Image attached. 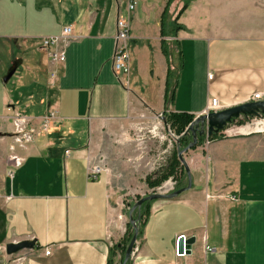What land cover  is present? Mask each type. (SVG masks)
<instances>
[{"label": "crops", "instance_id": "1", "mask_svg": "<svg viewBox=\"0 0 264 264\" xmlns=\"http://www.w3.org/2000/svg\"><path fill=\"white\" fill-rule=\"evenodd\" d=\"M261 2L139 0L129 18L124 85L110 60L125 0H0V264H108L129 223L118 201L163 183L148 189L147 175V189L118 196L123 189L114 186L123 180L112 164L88 176L93 158L109 154L111 138L130 121L165 113L194 119L210 98L223 110L264 93ZM163 15L169 34L161 37ZM173 24L181 29L172 34ZM65 26L71 28L65 60L52 64L41 40ZM162 43L177 73L170 103ZM16 113L33 128L53 118L46 133L19 146ZM221 134L184 154L191 188L151 203L129 264H264V135L229 127ZM179 236L194 240L181 255ZM24 240L33 248L5 253L7 244Z\"/></svg>", "mask_w": 264, "mask_h": 264}, {"label": "rangeland", "instance_id": "2", "mask_svg": "<svg viewBox=\"0 0 264 264\" xmlns=\"http://www.w3.org/2000/svg\"><path fill=\"white\" fill-rule=\"evenodd\" d=\"M262 1L261 4L264 7V0ZM261 119L264 118L244 119L243 125H239V123H237L238 121H234L227 125V127L232 131L236 129L237 132L240 133L264 135V130H256V132L255 130L249 132L243 130L246 127H254ZM238 120L242 121L243 119L239 118ZM125 129L126 130L122 132L124 134L120 133L111 138V151L109 154H106L104 158L96 155L92 160L93 165H99L100 167H103L105 163L113 165L115 178L116 175H119L120 180H123L121 183L122 185L114 186L116 190L123 189L122 191H118V196L120 193L127 192L126 190L137 191L139 189H147L148 187L146 188L142 182L145 176L155 177L159 175L171 161L174 152L179 150V136H176L173 131L169 129L164 118L150 121L143 119L130 121ZM208 143L209 141L205 138L201 145L207 146ZM184 154L182 155L183 160ZM167 181L168 180L163 182V184ZM173 182L172 190H174L176 185L175 181ZM157 191L159 190H154V192H150L149 194L158 193ZM139 199L140 198H124L122 200L120 199L118 203L121 202L122 209L128 214L129 210Z\"/></svg>", "mask_w": 264, "mask_h": 264}, {"label": "built area", "instance_id": "3", "mask_svg": "<svg viewBox=\"0 0 264 264\" xmlns=\"http://www.w3.org/2000/svg\"><path fill=\"white\" fill-rule=\"evenodd\" d=\"M139 0H125L126 3V16L119 17L116 21V33L114 35V49L111 56V67L115 79L117 82L121 84H126V79L129 74V52H128V39L130 33V14L136 8ZM71 39V28L69 26H65L62 28L60 34L58 36L46 37L41 40V48L45 51L48 59L52 64L61 63L65 60V51ZM208 79L211 78V75H207ZM55 79V72L51 71L49 73V80L53 81ZM264 101V93H256L254 94L249 102H259ZM221 108L217 99L210 98L207 102L206 108L201 115H207L208 113H214L220 111ZM53 118V114L45 118L38 128H33L30 125V121L19 115L18 113L12 116L11 124L13 129V140L19 146H23L24 144L30 143L33 139L42 133H46L49 128L50 120ZM264 118V117H262ZM258 119V118H256ZM260 119V118H259ZM261 119L259 121H262ZM224 131V130H223ZM234 132H237L235 129ZM12 161L15 164L20 163V159L11 157ZM101 168L99 165H92L88 167V176L90 178L95 177L100 171ZM173 181L169 179L165 184H163L160 188H158V193H166L168 190H172ZM166 186H170L168 190L165 189ZM164 189V190H163ZM229 200L234 201L235 198L233 196L229 197ZM180 237V236H179ZM178 237V238H179ZM183 237V236H182ZM207 251H210V248H205ZM136 248L134 246L132 256L135 252ZM177 253V248H176ZM50 254L49 248H46L44 251V255L48 256ZM178 254V253H177Z\"/></svg>", "mask_w": 264, "mask_h": 264}, {"label": "water", "instance_id": "4", "mask_svg": "<svg viewBox=\"0 0 264 264\" xmlns=\"http://www.w3.org/2000/svg\"><path fill=\"white\" fill-rule=\"evenodd\" d=\"M244 117L248 118H262L264 117V101L259 102H247L238 106L223 109L218 112L208 113L207 115H199L193 119V121L187 127L185 133H189L191 136V141L189 144L181 149L177 150V158L182 165L186 174V185L182 188H178L166 193H151L146 196L141 197L129 210L128 212V222L132 227V236L124 252V256L120 259L119 264H127L129 259L132 257L133 248L137 240L138 227L136 225V220L133 218V212L139 210L141 205L145 202H154L158 200H171L177 197L179 194L189 190L191 188V176L187 164L182 158V155L197 146V138L204 136L208 138L214 132L223 131L227 125L231 124L236 119ZM194 240L192 238L184 240L182 236L178 238L177 241V253L183 254L190 249ZM34 246L33 241H20L17 243H10L5 246V253L7 255L16 254L22 250H30Z\"/></svg>", "mask_w": 264, "mask_h": 264}, {"label": "trees", "instance_id": "5", "mask_svg": "<svg viewBox=\"0 0 264 264\" xmlns=\"http://www.w3.org/2000/svg\"><path fill=\"white\" fill-rule=\"evenodd\" d=\"M186 3L184 4V6L182 7V9L178 12L177 16L175 17L174 23L176 22V20L178 19V16L182 13V11L186 8ZM160 33H161V37L166 36L167 34H169L167 31H165L166 27L164 25V15L161 18V24H160ZM179 29H181L180 25H175L173 24V28L171 33H175L176 31H178ZM162 52L163 54L167 57L168 62H169V66L167 68V74H166V82H165V97L167 100V103H170V101L172 100V94H173V90L175 88V84H176V80H177V73L175 70L171 69V65H170V61H169V57L171 54V50L170 48H167L164 43H162ZM163 118L165 119V123L166 125L169 127V129L171 131H173V133L176 136H179L178 138V149L181 150L183 148H185L190 140H191V136L189 133H185L187 127L189 126V124L193 121V117L187 114H175V113H165L163 115ZM241 120L236 119L235 121H238L237 123H239V125H243L244 124V117H241ZM250 119V118H248ZM246 120V119H245ZM234 122V121H233ZM222 131L220 132H214L212 133V135L208 138H206L208 141H213V140H217V139H221L222 136ZM205 139L204 136L198 137L197 138V146H200L203 143V140ZM178 175V177H177ZM169 178H171L173 181H175L176 185H175V189L178 188H182L186 185V174L185 171L182 167V165L180 164L178 158H177V151L174 152V155L171 159V161L168 163V165L166 166L165 170L161 171L159 173V175L152 177V176H147L145 178V185L149 188V189H155L157 187H159L163 182H165L166 180H168ZM152 202H145L141 205L139 210H135L133 212V218L136 220V225L138 227V235H137V240L140 239L141 234H142V226L144 223V220L146 219V217L149 214V210H150V205ZM132 227L130 225V223H127L126 225V232L123 236V238H121L116 244L112 245L109 249V257H108V264H119L115 262V258L117 256H119L120 259H122V257L124 256V252L126 250V247L131 239L132 236ZM127 264H129V261L127 262Z\"/></svg>", "mask_w": 264, "mask_h": 264}, {"label": "bare ground", "instance_id": "6", "mask_svg": "<svg viewBox=\"0 0 264 264\" xmlns=\"http://www.w3.org/2000/svg\"><path fill=\"white\" fill-rule=\"evenodd\" d=\"M264 120H262V121H258L255 125H254V127H246L245 129H243L244 131H247V132H249V131H253V130H255V132H256V130L257 131H262V130H264ZM240 133V132H239Z\"/></svg>", "mask_w": 264, "mask_h": 264}]
</instances>
